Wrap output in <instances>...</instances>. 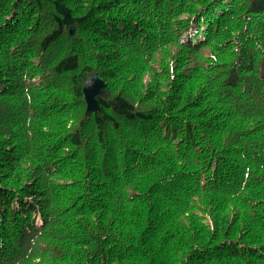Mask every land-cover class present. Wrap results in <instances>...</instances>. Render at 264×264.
Returning a JSON list of instances; mask_svg holds the SVG:
<instances>
[{
  "label": "trees",
  "instance_id": "1",
  "mask_svg": "<svg viewBox=\"0 0 264 264\" xmlns=\"http://www.w3.org/2000/svg\"><path fill=\"white\" fill-rule=\"evenodd\" d=\"M0 264H264V0H0Z\"/></svg>",
  "mask_w": 264,
  "mask_h": 264
},
{
  "label": "water",
  "instance_id": "2",
  "mask_svg": "<svg viewBox=\"0 0 264 264\" xmlns=\"http://www.w3.org/2000/svg\"><path fill=\"white\" fill-rule=\"evenodd\" d=\"M101 87L102 82L95 74L90 75L85 81L82 92L84 94L88 110L93 111L98 109L95 97L97 96Z\"/></svg>",
  "mask_w": 264,
  "mask_h": 264
},
{
  "label": "rangeland",
  "instance_id": "3",
  "mask_svg": "<svg viewBox=\"0 0 264 264\" xmlns=\"http://www.w3.org/2000/svg\"><path fill=\"white\" fill-rule=\"evenodd\" d=\"M39 223H40V220H39Z\"/></svg>",
  "mask_w": 264,
  "mask_h": 264
}]
</instances>
